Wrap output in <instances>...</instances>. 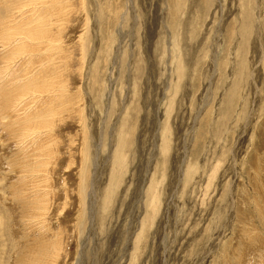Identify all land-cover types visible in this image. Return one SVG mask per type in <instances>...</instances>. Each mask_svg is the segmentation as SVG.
Listing matches in <instances>:
<instances>
[{"label":"rangeland","instance_id":"obj_1","mask_svg":"<svg viewBox=\"0 0 264 264\" xmlns=\"http://www.w3.org/2000/svg\"><path fill=\"white\" fill-rule=\"evenodd\" d=\"M0 17V264H264V0Z\"/></svg>","mask_w":264,"mask_h":264},{"label":"bare ground","instance_id":"obj_2","mask_svg":"<svg viewBox=\"0 0 264 264\" xmlns=\"http://www.w3.org/2000/svg\"><path fill=\"white\" fill-rule=\"evenodd\" d=\"M65 14H67V12L66 11H64L63 12V15H65ZM1 18V17H0ZM32 20V19H31ZM34 20V19H33ZM69 20V19H68ZM41 24V23H40ZM40 26V25H39ZM36 28V27H35ZM58 32V31H57ZM18 34H21V33H18ZM1 35V34H0ZM21 36V35H20ZM23 37H25V36H23ZM54 37V36H53ZM28 38V37H27ZM54 38H57L56 36L54 37ZM12 40H10V42H11ZM14 41V40H13ZM58 43H60V41H58ZM57 43V44H58ZM63 43V42H62ZM29 44V43H28ZM31 45V44H30ZM53 45V44H52ZM38 49V48H37ZM16 51V50H15ZM18 51V50H17ZM26 52V51H25ZM36 53V52H35ZM37 57H39V56H37ZM22 65V64H21ZM61 73V72H60ZM63 73V72H62ZM28 74V73H27ZM64 75V74H63ZM59 78V77H58ZM43 82V81H42ZM50 83V82H49ZM43 84V83H42ZM47 84V83H46ZM30 86V85H29ZM29 86H27V87H29ZM19 92V91H18ZM17 92V93H18ZM18 97V96H17ZM68 103V102H67ZM63 106V105H62ZM60 112V111H59ZM54 120V119H53ZM5 122V121H4ZM48 122V121H47ZM51 122V121H50ZM55 123V122H54ZM54 123H53V125H54ZM37 126H39L38 128H52L51 127V124H45V123H42V124H36ZM60 130H62V127H60V128H58L57 129V133H60ZM15 132V131H14ZM25 132H27V131H25ZM55 132V133H56ZM53 133V132H52ZM56 133V134H57ZM59 135V134H58ZM61 149H57L56 151L58 152V153H60L59 151H60ZM18 151V150H17ZM49 154H51V153H53L54 151H52V152H49V151H47ZM45 154V155H49V154ZM41 163L40 164H43L44 163V165H43V170H42V168H40V173H42L46 178H45V180H44V182L45 183H49V184H51V180H50V172H52L51 170H50V166H51V163H53V160H50V159H43V160H41L40 161ZM55 163H56V160L54 161ZM38 168H39V166H38ZM39 170V169H38ZM30 188V187H29ZM41 188V187H40ZM49 193H47V195H48ZM46 198V197H45ZM47 198H48V196H47ZM144 199V198H143ZM41 200H44V199H39L38 201H36V204L38 203V204H41ZM15 209V208H14ZM13 209V210H14ZM30 210V209H29ZM16 211V210H15ZM45 211V210H44ZM30 212V211H29ZM34 212V211H33ZM23 213V212H22ZM12 214H14V213H12ZM46 213L45 212H42V214L41 215H45ZM15 215V214H14ZM37 215H39V213H36V216ZM11 216V215H10ZM20 216V215H19ZM18 217V216H17ZM23 220V219H22ZM30 220V219H29ZM20 221V220H19ZM33 221V220H32ZM26 222V221H25ZM35 222V221H34ZM18 224V223H17ZM24 224V223H23ZM16 229V228H15ZM14 230V229H13ZM41 234V233H40ZM63 238V237H62ZM59 239V238H58ZM26 241V240H25ZM18 244V243H17ZM19 245H21V244H19ZM18 245V246H19ZM44 245V244H43ZM26 246V245H25ZM24 246V247H25ZM59 246H61V243H60V241L58 242V243H56V244H54V242H53V240L48 244V246H46L47 247V251H49L50 250V256H49V259H48V261L46 260V255H44V250H43V252H42V254H40L39 253V248L38 247H33L32 249H31V258H30V263L31 264H35V263H33V262H36L37 261V258H38V254H39V256L40 257H42V259H45L44 261L46 262V264L47 263H49V264H54L55 263V261L57 260V259H54V257H56L57 256V253H56V251H57V249L55 248V247H59ZM20 247V246H19ZM23 247V246H22ZM27 247V246H26ZM41 247H43V249H44V246H41ZM15 255V254H14ZM12 256V255H11ZM13 257H15V256H13ZM63 256L62 255H60V257H59V259H61V260H63V258H62ZM51 261V262H50Z\"/></svg>","mask_w":264,"mask_h":264}]
</instances>
